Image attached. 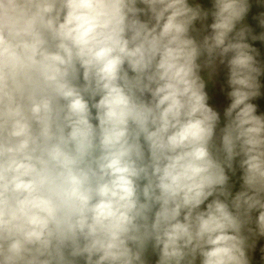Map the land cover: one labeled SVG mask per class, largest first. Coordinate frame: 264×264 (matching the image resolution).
<instances>
[{"label": "clouds", "instance_id": "1", "mask_svg": "<svg viewBox=\"0 0 264 264\" xmlns=\"http://www.w3.org/2000/svg\"><path fill=\"white\" fill-rule=\"evenodd\" d=\"M262 48L264 0H0V264H264Z\"/></svg>", "mask_w": 264, "mask_h": 264}, {"label": "trees", "instance_id": "2", "mask_svg": "<svg viewBox=\"0 0 264 264\" xmlns=\"http://www.w3.org/2000/svg\"><path fill=\"white\" fill-rule=\"evenodd\" d=\"M262 51H264V48H262ZM261 110H264V105H262ZM236 190H238V184L236 185ZM257 259H259V253L257 254Z\"/></svg>", "mask_w": 264, "mask_h": 264}, {"label": "crops", "instance_id": "3", "mask_svg": "<svg viewBox=\"0 0 264 264\" xmlns=\"http://www.w3.org/2000/svg\"><path fill=\"white\" fill-rule=\"evenodd\" d=\"M238 187H239V185H238ZM259 246H264V240L260 241V245H258V247ZM257 254H258V252H257Z\"/></svg>", "mask_w": 264, "mask_h": 264}]
</instances>
